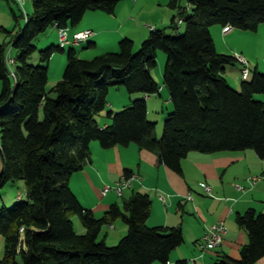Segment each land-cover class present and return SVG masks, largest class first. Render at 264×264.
<instances>
[{
	"label": "trees",
	"instance_id": "1",
	"mask_svg": "<svg viewBox=\"0 0 264 264\" xmlns=\"http://www.w3.org/2000/svg\"><path fill=\"white\" fill-rule=\"evenodd\" d=\"M121 1L33 0L31 13L21 14L23 28L13 33L0 26L9 36L0 43V190L23 181L26 192L25 200L18 197L13 207L0 208L5 246L0 264H167L183 244L180 227L146 225L147 194L134 193L123 209L113 204L100 218L79 202L69 180L90 159L92 142L103 149L136 144L179 175L182 160L193 152L252 150L264 159V101L256 99L264 96V73L254 69L238 90L232 88L225 69L237 60L216 51L210 32L212 26L256 32L264 24V0H186V6L171 0L177 13L167 29H151L137 49L124 37L117 52L89 60L69 49L61 80L47 90L48 63L64 48L39 51L35 66L36 38L55 26L75 28L90 11L113 14ZM11 47L13 71L6 58ZM158 51L166 55L162 85L172 109L160 136L145 99L160 96L161 84L151 74ZM112 87L134 95L117 113L106 111ZM104 111L109 124L102 127L98 116ZM122 178L130 180L131 171L125 169ZM73 216L84 233L75 231ZM118 219L126 225L125 236L115 246L98 240L102 227ZM235 223L248 238L239 259L222 257L213 264H256L264 258V212L249 208Z\"/></svg>",
	"mask_w": 264,
	"mask_h": 264
},
{
	"label": "crops",
	"instance_id": "2",
	"mask_svg": "<svg viewBox=\"0 0 264 264\" xmlns=\"http://www.w3.org/2000/svg\"><path fill=\"white\" fill-rule=\"evenodd\" d=\"M170 1L123 0L118 3L113 14L87 12L75 28H69V33L71 36L72 32L90 30L93 34L87 42L91 43L92 48L98 47L100 53L116 49L117 41L124 37L132 39L135 47H138L152 28L167 29L170 26L177 13L169 7ZM181 1L179 0L180 6L187 5L186 0L184 3ZM212 27L210 32L218 53L234 57L241 55L251 74L254 69L264 73L261 59L248 52L249 46L256 45L258 49L260 44H264V39L259 42L264 24L254 32L255 37H250L248 31L232 28L223 34V27ZM0 39L7 43L9 36L0 35ZM241 68L237 62L225 69L227 82L236 90L239 89L241 80L251 78L250 74L245 78L238 75L236 80L233 75L237 76ZM159 98L164 99L167 111L171 109L168 92L161 83L160 96L145 97L148 118L150 108H158ZM110 107L113 108L112 105ZM98 122L102 127L109 124L107 119ZM160 134L161 130L157 131V136ZM181 166L182 174L179 175L160 164L156 153L141 150L136 144L103 149L98 142H92L90 159L80 171L71 176L69 186L79 202L90 209L96 218H100L113 204L123 209L124 201L134 193L147 194L151 200V208L146 225L182 229L184 242L171 254L167 264H177L179 261H186V264H213L222 257L238 260L239 251L248 238L245 230L236 225L235 217L249 208L264 212V180L257 181L253 187L249 184L251 178L264 173V159H260L252 150L214 155L193 152L182 160ZM125 169L131 171L132 178L122 194H104L105 187H116L120 183ZM199 184L210 187L211 195H207L202 187L198 188ZM235 186L242 190H237ZM215 222L224 224L226 235L220 247L206 251L201 256L199 244L205 229ZM116 224L117 220L108 225L106 231H100L99 236L103 234L101 240L107 245L119 242L126 234V225L123 223L119 228ZM78 229L77 233L85 232L83 227ZM117 229L119 232L114 233ZM256 264H264V258Z\"/></svg>",
	"mask_w": 264,
	"mask_h": 264
},
{
	"label": "rangeland",
	"instance_id": "3",
	"mask_svg": "<svg viewBox=\"0 0 264 264\" xmlns=\"http://www.w3.org/2000/svg\"><path fill=\"white\" fill-rule=\"evenodd\" d=\"M154 1H156V0H154ZM32 2H33V0H24L23 4L21 6L17 0H1L0 1V26H4V28H6L7 30H9L13 33L17 32L20 28H23L25 25V22H24V19L21 18V14L25 17V15H29L31 13ZM181 2L184 3V0H182ZM213 27H217V26H213ZM184 29H185V25L182 23L181 26L179 27V33H183ZM0 33H1L0 35H2V37L3 36L5 37L6 34L3 31L1 32V30H0ZM167 33H170V31L167 30ZM248 35H251L250 37H252V36L255 37L254 32H249ZM260 35L261 36L259 38L260 39L259 42H261L262 39H264V32H260ZM8 41H9V39L6 40V42H8ZM0 43H4V41L0 39ZM88 43L89 42L86 41V42L82 43L81 45H77V46L66 45L63 49V52L56 51L52 55V57L48 63V83H47V87H46L47 90H50L52 87L55 86V84L58 81L61 80L63 72L66 68V61H67L66 55H67V51L69 49H73L77 53V56L81 59H84V60H89V59H92L99 54H102V53H100V51H98V49H99L98 47L96 49L92 48V47L88 48V45H87ZM118 43H119V40L117 41V44ZM58 44H59L58 43V33H57V30L55 28L48 29L45 33L41 34L35 40V46L37 47V50L31 59L33 64L35 66H37L39 64V59H40L39 51L44 50L45 48H47L51 45L58 46ZM138 47H135V49H137ZM107 50H110L108 52H117L118 46L116 47V49H107ZM248 52H250L251 55H254L255 58L261 59L262 63H264V44H262V46L260 44L258 49H256V45H253V47L249 46ZM8 53H9V58H15L16 57V51L14 48L11 47L8 50ZM221 54H223V53H221ZM156 62H157L156 67L152 70L151 74H152V78L157 83L161 84L162 79H163L164 68L166 65V55L163 52L158 51ZM9 66H10V69L12 71L16 68V66L14 64L9 65ZM251 66H253V64H251ZM248 74L251 75V72H249ZM238 75L241 76V74L239 73V74H237V76L233 75V77L234 78L236 77V80H238ZM0 91H1V89H0ZM131 98H133V100H134V95H129L126 92L124 87H112V88H110L109 93H108V97H107L108 105L106 107V111L111 110L114 113L122 111L125 108V105L127 106L128 104H130ZM256 99L264 101V96L258 95V96H256ZM110 105H112L113 108L110 107ZM157 106H158L157 109L150 108V110H149L150 111V118L153 121L156 120L158 122V123H156V130L162 131L163 120L166 117V115L172 109L168 112L166 110V106L164 104V99H160V98L158 100ZM106 111L102 112L98 116V121L106 119ZM260 180H264V179H260ZM201 185L202 184H199L198 188H200ZM237 187L238 186H235V188L237 190H239ZM250 187H253V186H250ZM114 190H115V187H112L107 192L109 195H111L112 193H114V195H119ZM240 190H242V189H240ZM18 197H22V200L26 199L25 185H24L23 181H16L12 184H8L0 190V208L3 207L4 204H5L6 208L13 207L14 204L19 201ZM72 222L74 224L75 231L79 230L78 228L82 227V225L80 224V222L76 216L72 217ZM116 225H118L120 228V225H123L122 220L118 219ZM107 228H108V225H105L102 227V230L106 231ZM116 232L118 233L119 229L114 231V233H116ZM102 236H103V234H101L99 236L98 240H101ZM117 243H118V241L116 243H112L114 245L110 244L108 246H115ZM4 247H5L4 246V238L2 235H0V260L4 256Z\"/></svg>",
	"mask_w": 264,
	"mask_h": 264
},
{
	"label": "built area",
	"instance_id": "4",
	"mask_svg": "<svg viewBox=\"0 0 264 264\" xmlns=\"http://www.w3.org/2000/svg\"><path fill=\"white\" fill-rule=\"evenodd\" d=\"M17 1L22 6L24 0H17ZM178 22H179V24L181 23V21H178ZM55 28H57L58 43H59V46L61 48H64L66 45H74V46L80 45V44L88 41L93 34L90 30H84V31L72 32L71 36H70L69 27H65V28L60 27L59 28V27L55 26ZM230 30H231V28L227 26V27L223 28L222 32H223V34H226ZM6 58H7L8 65L14 64V60L12 58H9V53H7ZM235 58H236L237 62L242 67L241 71H240L241 77L245 78L249 73V70L247 68V62L241 55H235ZM260 179H264V173H262L259 176L251 178L249 180L250 186L255 185V183L257 181H259ZM130 180H126L125 178L121 179L120 183L117 184L115 187V191L117 192V194H119V195L122 194V190L129 185ZM201 187L207 195H211L210 194L211 193L210 187H208L206 184H202ZM237 188L239 190L242 189L239 186ZM108 190H110V188L105 187L103 190V193L105 194ZM160 198L163 200V198L161 196H160ZM20 231H23V229H21ZM225 235H226V228L222 222H215V223L211 224L210 226H208L205 229L204 236H203V238L199 244L201 256L206 251L215 250L218 247H220ZM187 263H188V261H187Z\"/></svg>",
	"mask_w": 264,
	"mask_h": 264
},
{
	"label": "water",
	"instance_id": "5",
	"mask_svg": "<svg viewBox=\"0 0 264 264\" xmlns=\"http://www.w3.org/2000/svg\"><path fill=\"white\" fill-rule=\"evenodd\" d=\"M2 167H3V163H2V161L0 159V174H1V171H2Z\"/></svg>",
	"mask_w": 264,
	"mask_h": 264
}]
</instances>
